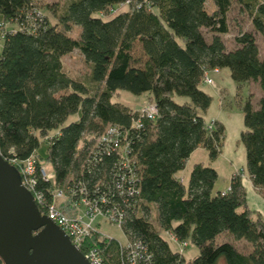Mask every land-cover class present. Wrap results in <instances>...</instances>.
I'll return each instance as SVG.
<instances>
[{
	"label": "trees",
	"instance_id": "16d2710c",
	"mask_svg": "<svg viewBox=\"0 0 264 264\" xmlns=\"http://www.w3.org/2000/svg\"><path fill=\"white\" fill-rule=\"evenodd\" d=\"M235 5L264 41V0H69L62 15L49 3L0 0V22L15 30L0 53V155L18 164L34 158L37 169L53 170L55 185H73L77 200L104 199V212L122 214L124 246L99 233L83 240L103 264H264V219L249 209L245 190L248 182L264 194V59L252 32L236 36L232 50L221 40ZM73 51L90 69L89 85L63 63ZM223 69L238 84H258L263 95L252 104L250 94L242 107L246 171L214 194V168L194 164L186 185L177 175L199 147L210 161L221 154L224 128L205 126L200 113L212 98L200 85L205 71ZM120 91L149 94L158 116L149 121L113 102ZM106 126L126 131L129 154L91 152ZM69 204L56 207L73 217ZM187 241L199 249L190 261L170 245ZM136 243L139 257L126 249Z\"/></svg>",
	"mask_w": 264,
	"mask_h": 264
},
{
	"label": "rangeland",
	"instance_id": "374dc122",
	"mask_svg": "<svg viewBox=\"0 0 264 264\" xmlns=\"http://www.w3.org/2000/svg\"><path fill=\"white\" fill-rule=\"evenodd\" d=\"M33 1L39 6L46 3L52 4V6L56 7L58 15H62L69 4V0ZM228 19L229 33L225 36H221V40L225 44L227 50L235 48L234 39L240 33L252 32L256 38L259 55L264 59V41L260 34L253 31L248 17L241 13L235 5L229 12ZM79 32H81V29L74 27L71 31V36L77 38ZM210 38L211 36H206L207 41H210ZM132 55L138 65L144 63L145 57L142 53L140 44L135 45ZM63 63L72 76L80 78L82 82L89 85L90 69L88 65L85 64L83 57L78 51H73L71 54L64 57ZM209 78L212 80V84L208 85L206 83H201L200 89L209 94L212 101L209 109L205 113H200V115L203 118L206 127L210 126L215 121L222 124L224 128V141L221 154L216 160L210 161L208 159L207 151L204 148L199 147L187 159L184 169L178 173L177 177L186 185L194 164L201 163L214 168L218 173V180L213 189V193L215 194L217 192H225L228 190L234 171H246L245 149L240 142V134L243 130L242 107L250 94L253 95L252 104H256L259 96H262L263 94L259 86H255L253 82L243 84L234 82L227 69L220 70L217 74L210 72ZM148 97L149 94L134 96L128 92L120 91L118 96L113 99V102H116L129 110H139L152 104L149 102ZM173 101L178 105L190 104V100L186 97L174 96ZM74 119L75 117L69 119V121ZM45 169L49 174L52 173L49 166L45 165ZM262 200L264 201V194H262ZM251 202L252 205L255 204V201ZM260 204L255 205L254 209L258 210V213L261 212V216L264 219V203L260 202ZM101 230L105 235L117 240L119 243H126V238L123 232L117 226L102 224ZM222 239H220V241ZM186 244V247H183L182 244L177 246L176 244L170 243L172 249L180 251L184 258L187 261H190L199 254V249L189 241H187ZM238 250L248 252L249 246L239 243Z\"/></svg>",
	"mask_w": 264,
	"mask_h": 264
},
{
	"label": "built area",
	"instance_id": "2783aa9c",
	"mask_svg": "<svg viewBox=\"0 0 264 264\" xmlns=\"http://www.w3.org/2000/svg\"><path fill=\"white\" fill-rule=\"evenodd\" d=\"M15 33V30L9 28L6 23L0 22V53L2 50V43L6 36ZM1 59V57H0ZM214 74L218 73V70L211 71ZM210 71H205L204 73V83L211 85L212 80L209 78ZM140 114L141 118H146L149 121L155 120L158 116L157 108L154 104L143 107L136 110ZM134 127L136 130L141 126L139 121L135 123ZM213 123L207 127L211 130ZM127 133L125 130H121L116 126H106L98 138L94 141L93 148L91 152H98L102 154H110L111 152H116L120 154H129V149L126 144ZM8 163L16 168L21 178V184L26 188L32 195L35 204L43 209V214L50 221H52L71 241V243L80 251L83 247L85 252L82 255L86 258L89 264H103L98 252L83 245V240L93 233H99L105 238H110L105 235L102 230V224H109L112 226H117L121 228L123 217L122 214H117L114 211L104 212V207L107 202L102 199L100 201H94L93 199L77 200L73 185L66 184L64 188L55 185V173L49 174L45 167L37 169L35 167V159L30 158L22 164L16 163L15 160H9ZM126 169L129 170L126 161L122 164ZM41 180L44 183H52L54 188L48 189V191H43L39 188L38 181ZM124 180V179H122ZM133 182L130 180L128 185ZM120 189V186L117 185ZM83 199V198H82ZM59 201H68L70 208L75 212L73 217L62 212L56 207ZM81 202V203H80ZM100 223V226L96 224ZM174 240L173 238H171ZM126 244V243H125ZM121 246H124L120 243ZM185 246V244L183 245ZM126 249L133 257H139L140 252H142V246L139 243L133 245H126Z\"/></svg>",
	"mask_w": 264,
	"mask_h": 264
},
{
	"label": "water",
	"instance_id": "95a60500",
	"mask_svg": "<svg viewBox=\"0 0 264 264\" xmlns=\"http://www.w3.org/2000/svg\"><path fill=\"white\" fill-rule=\"evenodd\" d=\"M2 264H89L70 239L41 215L18 170L0 155Z\"/></svg>",
	"mask_w": 264,
	"mask_h": 264
},
{
	"label": "crops",
	"instance_id": "0c3cea01",
	"mask_svg": "<svg viewBox=\"0 0 264 264\" xmlns=\"http://www.w3.org/2000/svg\"><path fill=\"white\" fill-rule=\"evenodd\" d=\"M253 84H255V86H258V84H256V83H253ZM257 93H258V91H257ZM259 98H261V96H259ZM245 190H246L247 204H248L249 209L258 212V210L254 209V206L255 205H259L260 202L264 203V201L262 200V194L263 193H261L260 191L254 189L252 187V185L250 183H248V182L246 184ZM251 201H255V204L252 205ZM259 213L261 214V212H259Z\"/></svg>",
	"mask_w": 264,
	"mask_h": 264
}]
</instances>
